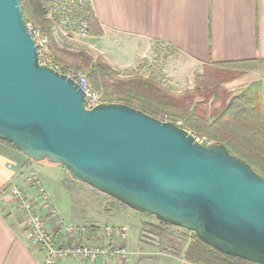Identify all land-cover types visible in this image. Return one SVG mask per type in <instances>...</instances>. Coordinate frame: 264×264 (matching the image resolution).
Returning a JSON list of instances; mask_svg holds the SVG:
<instances>
[{
    "label": "water",
    "instance_id": "obj_1",
    "mask_svg": "<svg viewBox=\"0 0 264 264\" xmlns=\"http://www.w3.org/2000/svg\"><path fill=\"white\" fill-rule=\"evenodd\" d=\"M0 141L219 252L264 264V178L224 145L101 103L39 64L21 0H0Z\"/></svg>",
    "mask_w": 264,
    "mask_h": 264
},
{
    "label": "crops",
    "instance_id": "obj_2",
    "mask_svg": "<svg viewBox=\"0 0 264 264\" xmlns=\"http://www.w3.org/2000/svg\"><path fill=\"white\" fill-rule=\"evenodd\" d=\"M89 3L94 22L89 33L78 36L114 69L124 71L141 59L157 56L161 49L179 53L191 66L217 69L242 66V79L245 83L254 82L253 102L264 115V0H89ZM32 162L11 145L0 142V264H44V256L25 231L22 213L8 195L9 188L21 186L34 196L26 182L31 174L40 178L34 171L26 172ZM58 214L66 218L60 211ZM106 218L109 222L103 225L96 221L77 224L76 218L69 223L88 228L81 241L124 246L129 257L100 258L94 263L68 260L63 264H191L183 259L182 252L165 254L145 241L144 227L157 225L149 217L143 219V227L138 230L137 249L132 248L135 237L129 240L130 246L126 242L128 227L119 223L116 216ZM107 225L122 226L126 231L109 237L99 235L95 227Z\"/></svg>",
    "mask_w": 264,
    "mask_h": 264
},
{
    "label": "rangeland",
    "instance_id": "obj_3",
    "mask_svg": "<svg viewBox=\"0 0 264 264\" xmlns=\"http://www.w3.org/2000/svg\"><path fill=\"white\" fill-rule=\"evenodd\" d=\"M52 36L58 42L59 48L64 50L58 56L59 60L65 63V65L79 64V61L70 58L67 52L78 53L87 49L93 58L101 57L93 49L85 45L79 38L78 33H73L71 29L66 28L65 30L54 24ZM48 50L50 52L49 41ZM101 58L103 59V57ZM104 62L107 63L105 60ZM65 65L61 66L65 67L66 70H70ZM107 65L117 72V76L120 79H154L163 92L174 96L179 104L183 103L189 111L195 112L208 120H210L212 114L220 110L221 106L230 102L232 98L244 97L253 100L254 96V82H244V79H242L244 75L242 73V66L231 65L217 69L218 73L226 74L222 78L229 75L234 78L230 82L212 84L204 82L200 78L203 73H206L205 68L195 65L191 66L179 53L167 49H161L155 57L151 55L139 60L135 66L124 71L116 70L109 64ZM80 72L87 75V72L84 70ZM163 116L158 119H161ZM167 116L170 115L167 114ZM176 122L180 123V127L182 126L180 121ZM197 141L213 144L211 140L203 137H198ZM42 162L45 163L32 162L31 168H28L26 172L34 171L39 174L43 187L49 194L53 206L57 212L60 211L65 215V222L69 223L72 219L76 218L75 223L77 224L96 221V223L103 225L109 222L106 217L116 216L119 223L122 222L128 227V239L126 242L130 246V242L132 241L129 242V240L135 237L132 248L137 249L136 242L140 236V231L138 230L143 227V219L149 216L136 213L115 199L98 192L88 185L72 180L62 165L50 164L46 160ZM149 218L156 222L159 227L157 225H146L144 227L145 235L143 236L145 241L150 242L154 248H158L165 254L183 253L190 243L193 233L167 224L158 223L154 217Z\"/></svg>",
    "mask_w": 264,
    "mask_h": 264
},
{
    "label": "trees",
    "instance_id": "obj_4",
    "mask_svg": "<svg viewBox=\"0 0 264 264\" xmlns=\"http://www.w3.org/2000/svg\"><path fill=\"white\" fill-rule=\"evenodd\" d=\"M54 0H21L26 24L37 27L50 45L49 55L58 65H65L59 60L58 42L52 36L54 22L47 16V9ZM81 15L88 24L94 22L90 3L81 9ZM73 33H79L76 28ZM87 31V33H89ZM79 64L65 66L76 72L86 71L92 88L103 90V102L122 104L150 117L159 118L169 114L173 123L180 121L181 128L190 132L196 139L203 137L211 140L212 145H224L229 153L239 158L264 178V115L253 100L234 97L220 110L212 114L210 120L191 112L177 101L174 96L163 92L154 79H120L117 72L110 68L101 57L93 58L87 49L78 53H68ZM63 67V66H61ZM220 68L225 66H218ZM65 69V67H63ZM206 73L200 77L212 84L230 82L233 76L218 73L217 68L205 67ZM66 70V69H65ZM1 142V141H0ZM191 241L183 251V259L191 264H255L234 256L225 255L208 246L192 234Z\"/></svg>",
    "mask_w": 264,
    "mask_h": 264
},
{
    "label": "built area",
    "instance_id": "obj_5",
    "mask_svg": "<svg viewBox=\"0 0 264 264\" xmlns=\"http://www.w3.org/2000/svg\"><path fill=\"white\" fill-rule=\"evenodd\" d=\"M88 2L89 0H54L47 9V16L60 28L65 30L76 28L79 30L78 34L85 35L88 31V24L81 15V9ZM26 25L35 40L39 64L71 79L84 95L85 109L90 110L103 103V90L92 88L84 73L65 70L56 64L49 55L47 38L43 37L41 31L33 25ZM160 120L171 122L167 115ZM174 124L180 127L179 122ZM200 143L205 146L211 145L210 142ZM26 182L34 191V196L28 195V190L21 186L9 188L8 195L22 213L25 231L31 243L44 256V264H63L68 260L94 263L100 258L120 260L128 258L129 252L124 246L81 241V236L87 233L88 228L65 222L59 216L37 175L31 174ZM95 229L99 235L105 237L115 233L123 234L126 231L125 227L112 225L97 226Z\"/></svg>",
    "mask_w": 264,
    "mask_h": 264
}]
</instances>
